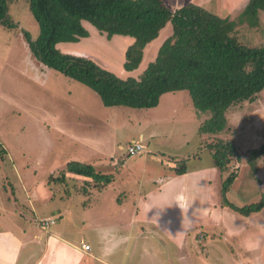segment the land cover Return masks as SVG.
Segmentation results:
<instances>
[{"label":"rangeland","instance_id":"rangeland-1","mask_svg":"<svg viewBox=\"0 0 264 264\" xmlns=\"http://www.w3.org/2000/svg\"><path fill=\"white\" fill-rule=\"evenodd\" d=\"M163 1L170 6L169 0ZM223 4V0H212L207 6L210 12H221ZM28 5L27 0H10L7 18L14 25L10 28L0 25V185L4 186L3 194H7L12 204L15 197L20 208L25 205V208H21L25 214L23 219L14 206L1 204L5 212L3 227L5 224L6 228L13 229L21 240L27 239L33 232L40 235L33 222L47 215L48 209L55 206L58 209L61 204L51 202L47 208L34 204L39 208V213L33 220L22 188L28 190L30 185L32 187L35 182L46 180L49 174L80 158L85 162L106 164L112 156L120 162L117 169L122 168V162L128 164L129 168L134 165L125 176L114 181L122 183L115 184L112 190V196L117 197L119 202L129 198L131 192L138 191L139 181L143 192L150 185L155 186L153 183L160 184L151 176L154 177L156 173L160 178L168 173L165 165L146 160L148 154H138L136 157L126 155L127 145L132 139L138 140L141 132L153 137H146L143 141L148 152L185 169L213 165L212 157L205 149L206 144L215 139L232 142L239 158L230 167L237 177L231 186L228 201L242 207L261 199L264 157L257 159L258 171L255 175L247 161L252 151L264 145V91L253 102L242 103L226 111V129L216 136L198 134L200 125L210 119L211 113L197 112L186 92L168 94L167 97L176 96L163 100L161 109L152 118L150 114L143 117L131 108L104 107L97 94L87 87L55 71L50 70L48 77L44 75L46 68L36 61L23 35V32H27L34 38L38 34V26ZM259 18L260 26L257 29H251L246 24L237 27L236 36L243 45L255 47L264 44V14L260 12ZM90 27L87 28L89 42H81L76 49L91 52L92 60L124 79L126 72L122 68L121 54L133 40L123 36L107 39L105 34ZM169 33L171 30L168 27L162 38H167ZM163 42H155V48H149L147 52L150 56H147L145 64L153 60L156 47ZM64 47L59 48L62 53L67 51ZM142 72L137 71L132 76L137 77ZM159 119L162 124H155L154 121ZM89 141L95 143L90 144ZM226 177L227 174L219 173V170L217 175L211 174L209 200L223 214L229 215V220L222 224L221 231H216V227L211 228L208 221L200 222L204 232L194 230L183 239L181 248L176 241H170L174 264H177V259L181 260L180 264H189L184 257L189 253H192L191 264H261L255 257L260 254L264 264V211L242 216L228 207H221L220 188ZM123 183H127L128 191ZM82 196L76 195L72 203L83 198V205L87 206L88 197ZM55 217L57 212L52 211V218ZM60 219L57 218L58 221ZM200 223L196 225H202ZM149 236L143 239L152 250L149 256H145V264L153 261L170 264L165 262L162 240ZM86 240L93 243L96 237L86 235ZM165 240L169 241L167 238ZM207 248L211 252L209 256L204 255ZM158 250L162 252L160 255L157 254ZM152 253H156L155 259L151 257Z\"/></svg>","mask_w":264,"mask_h":264},{"label":"trees","instance_id":"trees-1","mask_svg":"<svg viewBox=\"0 0 264 264\" xmlns=\"http://www.w3.org/2000/svg\"><path fill=\"white\" fill-rule=\"evenodd\" d=\"M16 1V0H14ZM38 26L32 38L23 32L34 58L48 69L78 82L97 94L104 107L151 109L167 93L186 92L197 112H210L198 134L216 136L226 129V111L242 103H251L264 91V44L248 47L236 36V29L246 24L260 26L264 0H249L235 20L219 18L194 4L172 11L163 0H27ZM10 0H0V25L14 24L7 18ZM87 22L107 39L130 37L133 42L125 51L122 68L137 70L144 49L153 42L168 23L172 34L160 46L154 59L137 77L121 79L97 62L85 57L62 53L58 44L77 43L88 38L83 26ZM214 166L227 177L220 188L221 206L242 216L264 211V188L256 203L237 207L227 199L236 179L230 171L239 153L232 142L215 139L206 144ZM264 157V145L249 154L247 164L257 174V159ZM66 172L108 184L109 176L99 174L92 166L70 162L49 183L61 182ZM185 173L184 166L176 171Z\"/></svg>","mask_w":264,"mask_h":264},{"label":"crops","instance_id":"crops-1","mask_svg":"<svg viewBox=\"0 0 264 264\" xmlns=\"http://www.w3.org/2000/svg\"><path fill=\"white\" fill-rule=\"evenodd\" d=\"M211 1L212 0H183V2H179V0H174L171 2V0H169L170 6L167 4L166 6L172 11L187 4H194L204 9L206 7L208 8L207 5H209ZM248 1L249 0H223L224 8L221 12H210L209 8L205 10L219 18L235 20L244 10ZM214 9L218 11L216 7H214ZM87 25V22H83V26L86 29L91 28L90 24V26L88 25L89 27ZM168 27L171 33L167 34L169 36L166 37L169 38L171 36V24L168 23L160 30L158 37L144 49L143 63L140 64L137 70L126 72V77L124 79L128 77L137 78L138 76L133 77L132 75L137 71L145 70L147 66L145 61L147 56H150L147 51L149 48L155 46V42L165 41V39H167H163L162 37L165 35V30H167ZM89 37L80 39L77 43L58 44L57 48L59 49L60 46L64 45L67 51L63 53L92 60L93 55L91 52H86L87 50L85 49H76V46L81 45V42H89L87 41ZM132 42L128 46H130ZM128 46L122 50L121 56L123 62L124 54ZM160 46L161 43L156 47L157 50L155 49L154 51V57ZM45 68L46 70L43 71L45 74H43L48 77L50 75V69L47 67ZM174 93L164 94L160 98L158 106L155 108L135 110L143 117L150 114L152 118L154 114L161 109L163 100L165 101L176 96L171 95L172 97H167V95ZM186 104H188L187 101ZM147 117L150 118V116ZM154 123L159 125L162 124L160 119L154 121ZM146 137L153 138L150 134L146 135L141 132L138 135V140L132 139L130 143H141L144 146V150L140 155L148 154L146 160L156 164L160 163L163 166L165 165L168 169V173L160 176V178H157L156 173L154 177L150 175L152 177L151 179L155 182H160V184L153 183L155 186L150 185V188L144 192L142 191V187L140 186L141 182L139 181L137 183V188L139 187L138 191L131 192L130 197L125 201L121 200V202H119L117 197L112 196V190H114L115 184H122L114 181H117V178L125 176L134 165L129 168L128 164L122 162V168L117 169L120 162L115 161L112 156L106 164L105 162L103 164L85 162L82 158L72 161L90 165L95 172L109 176L111 181L106 185H103L101 182H94L92 178L75 175L70 172L64 174V178L61 182L52 181L49 183V177H58V173L65 169V164L60 170L58 169L56 171L57 173L53 172L49 174L46 180L35 182L34 186L31 187L30 185L28 190L22 188L24 197L27 200L32 214L30 215L32 219L34 216L36 218V215L39 213V208H36L34 204L44 208H47L48 204L51 202L61 204V207L58 209L56 208L57 206L50 210L48 209L46 211L48 214L39 217L40 219H33L35 220L33 222L34 226L41 232L40 235L33 234V232L27 239L24 238V240H21L19 234L15 233L13 229L6 228L5 224L3 227L5 212L1 204L14 206L15 210L19 211V215H21L23 219H25V214L21 208H25V205H22L20 208L18 206V199L15 197L14 203L12 204L7 194H3L5 191L4 186L1 184L0 264H145L144 258L146 255L149 256L152 250L145 245L143 239H148L150 237L149 235L162 240L164 244V246H162V252H164L165 262L174 264L173 250L169 248L170 241H176L175 243L179 244V248H181L183 239L187 238L194 230L196 231V229H199L201 232H204V226L200 223L202 221H208L211 224V228L216 227V231H221L222 224L228 221L230 217H228L229 215L227 214H223L222 210L217 209L209 200L211 195L210 177L211 174L217 175L218 169L214 167V164H209L203 167L196 166L192 169H185L184 174L177 175L176 171L179 169L178 165L175 166L172 162L163 161L161 157H157L158 154L155 155L146 150V146L143 144ZM88 143L94 144L95 141H89ZM123 170H125V172L121 173ZM219 173L221 172L219 171ZM123 184H126L125 189L128 191L129 188L127 187V183ZM229 192L227 197L229 196ZM76 195L88 197V200H86L87 206L83 205L85 200L83 198L72 203ZM52 211L57 212V217L52 218ZM58 217H61L60 221L57 220ZM43 219L54 220V224L50 225L46 231L41 230L38 226V221ZM196 223L202 225H196ZM198 226L201 228H197ZM205 227L209 228V226L207 227L206 225ZM86 235L95 236L96 241L92 243L86 240ZM194 237L196 238V234ZM166 238L169 239V241L165 240ZM82 245H88L90 250L88 252L83 251L81 248ZM162 252L158 250L157 254L160 255ZM210 254L211 252H208L207 248L204 255L209 256ZM191 256L192 253L184 256L189 264H191ZM151 257L155 259L156 253H152ZM255 257L258 259V263H263L261 262L263 259L261 260L260 258L262 257L261 254ZM180 263L181 260L177 259V264ZM151 264H157V262L153 261ZM201 264L204 263L201 262Z\"/></svg>","mask_w":264,"mask_h":264},{"label":"built area","instance_id":"built-area-1","mask_svg":"<svg viewBox=\"0 0 264 264\" xmlns=\"http://www.w3.org/2000/svg\"><path fill=\"white\" fill-rule=\"evenodd\" d=\"M144 150V146L141 143L132 142L129 143L126 147V155L131 157L140 154ZM54 224V220L43 219L38 221V226L41 230L46 231L50 225ZM82 250L88 252L90 247L88 245H82Z\"/></svg>","mask_w":264,"mask_h":264}]
</instances>
